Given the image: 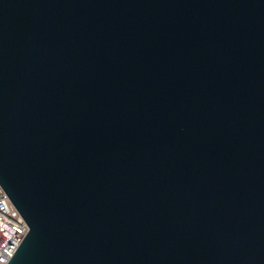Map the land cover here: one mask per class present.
<instances>
[{
	"label": "water",
	"instance_id": "obj_1",
	"mask_svg": "<svg viewBox=\"0 0 264 264\" xmlns=\"http://www.w3.org/2000/svg\"><path fill=\"white\" fill-rule=\"evenodd\" d=\"M8 264H264V0H0Z\"/></svg>",
	"mask_w": 264,
	"mask_h": 264
},
{
	"label": "built area",
	"instance_id": "obj_2",
	"mask_svg": "<svg viewBox=\"0 0 264 264\" xmlns=\"http://www.w3.org/2000/svg\"><path fill=\"white\" fill-rule=\"evenodd\" d=\"M29 232V226L0 186V264H8Z\"/></svg>",
	"mask_w": 264,
	"mask_h": 264
}]
</instances>
